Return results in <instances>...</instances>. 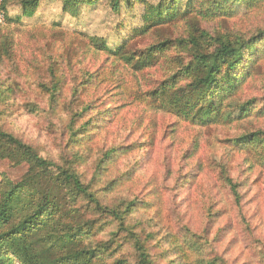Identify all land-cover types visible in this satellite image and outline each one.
Returning <instances> with one entry per match:
<instances>
[{
    "label": "rangeland",
    "instance_id": "1",
    "mask_svg": "<svg viewBox=\"0 0 264 264\" xmlns=\"http://www.w3.org/2000/svg\"><path fill=\"white\" fill-rule=\"evenodd\" d=\"M25 1L0 0V129L71 167L103 207L122 213L128 234L108 212L76 204L81 224L94 223L89 242L111 245L104 262L140 264L130 237H146L151 264H264V48L207 123L195 117L209 101L186 89L191 39L204 54L216 39H249L264 30V0H227L214 14L198 12V0L190 14L141 34L143 2L160 0L119 13L97 0L74 14L42 0L31 17ZM72 153L80 157L67 164ZM27 171L0 157V180L19 183Z\"/></svg>",
    "mask_w": 264,
    "mask_h": 264
},
{
    "label": "trees",
    "instance_id": "2",
    "mask_svg": "<svg viewBox=\"0 0 264 264\" xmlns=\"http://www.w3.org/2000/svg\"><path fill=\"white\" fill-rule=\"evenodd\" d=\"M40 1L42 0L23 2L21 5L23 15L31 17ZM61 1L63 10L72 13L77 11L80 4L93 6L97 2V0ZM135 1L140 4L143 2V0H108V3L114 13H119L123 5L127 9L133 8ZM183 1L185 6L181 9ZM197 1L160 0L156 6L143 2L145 10L140 21L139 33L148 32L190 14L189 11L194 8L193 4ZM252 1L254 0H231L230 4L239 5ZM226 2L227 0H223L222 3L203 0L201 5L198 4L200 6L198 12L206 11L212 14L222 12L221 7H224ZM263 40L264 30H258L247 40L216 39L215 50L204 54L201 44L195 38L191 39L197 51L192 54L193 67L188 70L190 63L185 69L191 73L192 78L186 89L202 90V92L197 91L203 98L202 104L206 103V100L209 101V105L195 117L201 124L207 123L210 117L219 114L218 108L223 105V101L238 88L243 78L247 77L250 66L257 58V47L264 48ZM163 46L164 44L159 45V50ZM239 69L242 71L238 73ZM55 96V92L51 93V101ZM5 97L4 92L0 91V103ZM239 110L240 113L245 112L246 105L239 106ZM181 111L179 116L189 118L185 111ZM110 115L111 111H107V116ZM91 122L92 120H89L82 129L90 128ZM71 156L72 161L67 164H72L73 160L80 157L78 153H72ZM0 157L18 163L25 162L28 165L27 175L21 182L12 183L6 178L0 180V264H107L104 262V255L111 254L108 253L111 245L89 242V238L93 236L94 223L91 221L88 224H81L79 221L81 211L76 204L80 199L87 200L93 208L111 214L117 228L127 232L129 229L122 213L115 208L107 210L103 207L94 192L82 183L80 176L71 167H59L39 157L32 147L2 129H0ZM106 158H109V154ZM101 166L102 162L96 164L94 176L103 171ZM227 180L230 189L238 198L236 184L229 178ZM131 206L133 203H130L127 209ZM129 234L132 235L130 231ZM130 239L138 253L139 263L151 264L147 254L146 237L143 240L137 237ZM113 264L128 263L116 259Z\"/></svg>",
    "mask_w": 264,
    "mask_h": 264
}]
</instances>
